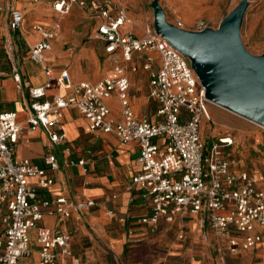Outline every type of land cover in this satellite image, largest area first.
<instances>
[{"label":"built area","instance_id":"built-area-1","mask_svg":"<svg viewBox=\"0 0 264 264\" xmlns=\"http://www.w3.org/2000/svg\"><path fill=\"white\" fill-rule=\"evenodd\" d=\"M72 4L84 7L83 1L59 0L52 9L66 15ZM90 8L101 17L96 33L106 54L119 50L123 61L129 62L134 53H157L159 69L151 73L149 80V96L157 103V120L133 113L127 96L129 81L124 76L104 78L95 84H74L66 70L54 77L46 65V52L56 36V24L50 30L34 27L41 40L31 47L28 58L40 68L45 82L36 87L26 85L28 127L42 128L51 145H63V111L74 108L86 118L90 134H111L121 145L136 142L139 171L131 187L149 204V215L139 222L149 225L150 231H155L160 219L172 222L190 214L198 218L201 228L207 226L216 237L227 240L230 254L264 244V192L256 176L233 170L236 161L226 154L233 145L231 137H218L209 144L201 140L200 126L203 120H209L210 102L184 55L149 26L141 38L121 33L127 19L121 0H93ZM21 25V12L10 9L9 30L16 32ZM205 28V23L197 27L199 31ZM11 43L5 47L8 56L9 50L13 52L7 49ZM12 73L20 87L17 66L12 67ZM52 83L67 94L46 99ZM113 94L121 109L117 121L109 118L104 104ZM21 132L14 112L0 113V264H23L22 259L31 254V232H35L38 244L36 264H80L71 258L70 235L60 227L44 228L40 222L49 215L61 223L73 211L94 206V202H74L64 196L40 199L37 189H48L53 184L46 172L56 171L59 164L52 154L44 159L46 168L15 159ZM65 164L87 170L85 159Z\"/></svg>","mask_w":264,"mask_h":264},{"label":"crops","instance_id":"crops-1","mask_svg":"<svg viewBox=\"0 0 264 264\" xmlns=\"http://www.w3.org/2000/svg\"><path fill=\"white\" fill-rule=\"evenodd\" d=\"M56 1L59 0H38L35 3L32 0H0V113L14 112L17 122L22 126L14 158L26 159L46 168L45 157L49 154L56 157L58 169L46 172L53 184L48 189H37L40 199L64 196L74 202H94V206L73 211L61 223L56 216L45 215L40 226L47 229L60 227L69 234L71 258L78 259L80 264H264L263 243L247 251L230 254L227 240L216 237L207 226L201 228L194 215L178 217L172 222L160 219L155 231H150L149 225L141 224L139 220L149 215V204L142 199L139 191L131 187V180L139 171L136 142L121 145L111 134H90L86 118L74 108L63 111L60 124L66 136L63 145H51L42 128L28 127L26 107L29 101L26 85L40 86L45 82V77L40 68L29 58H25L23 53L26 51L25 55L29 54L31 47L41 40L34 27L50 30L56 24L59 26L56 36L46 52V65L50 67L54 77L66 70L74 84H95L104 78L124 76L129 81L127 96L133 113L137 117H147L150 121L157 120V103L149 96L150 75L160 65L157 53H134L129 62L123 61L119 50L106 54L104 43L97 38L96 29L101 23V17L90 8L93 0H79L84 2V7L72 4L66 15H60L52 9V4ZM176 1L183 4L192 2ZM215 3L216 6L209 11L208 18L212 21L219 10L218 0ZM10 9L19 10L22 14V25L16 32H11L8 28ZM87 12L94 19L96 42L79 49L66 47L70 42L78 43L74 30ZM193 13V9L186 6L185 12L181 14L186 25L194 22L196 16ZM126 17L121 33H130L136 38L143 37L145 27L149 26L147 19L141 15L128 17L127 12ZM54 40L56 41L53 43ZM9 42L13 43L12 56H8L5 50ZM102 55L105 60L100 64L98 58ZM151 55H154L153 60ZM13 66L18 67L20 87L12 78ZM133 69L135 70L132 71ZM137 73L139 77L135 78ZM66 94V91L52 83L46 99ZM112 98L119 103L117 96L113 94L104 104L109 110V118L117 121L108 104ZM208 114L209 120L201 122V140L204 143L209 140L211 143L218 137H230L219 133L233 127V113L210 103ZM206 126L209 128L207 134L204 130ZM233 145L226 150V154L236 161L233 170L256 176L258 187L264 192V173L247 171L232 154ZM79 159L87 161L86 172L65 164ZM178 235L182 238L178 239ZM30 251V256L22 259L23 264L37 262L38 244L35 232L30 233Z\"/></svg>","mask_w":264,"mask_h":264},{"label":"rangeland","instance_id":"rangeland-1","mask_svg":"<svg viewBox=\"0 0 264 264\" xmlns=\"http://www.w3.org/2000/svg\"><path fill=\"white\" fill-rule=\"evenodd\" d=\"M38 0H32L35 3ZM159 7L163 13L164 23L167 26H174L185 31L197 32L198 25L205 23L207 28L216 30L232 14L242 9L240 26L238 32V43L240 48L252 60L263 62L264 68V0H218V12L214 15L215 19H209V11L216 6L215 0H192L191 3L183 4L176 0H122V6L125 7L127 16H142L148 21L149 27L153 30L154 20L157 17V11L153 5ZM186 6L194 11L196 18L190 25H186L181 19V14L185 12ZM87 12L83 15L84 19L75 28L77 44L68 43L66 47H83L94 39V19ZM201 14V15H200ZM200 15V16H199ZM62 31V30H61ZM57 40V39H56ZM54 40L53 43L56 41ZM94 46L95 45H90ZM13 49V43L7 47ZM12 56V51L8 52ZM23 56L28 58V54ZM154 55H151L152 60ZM150 57V58H151ZM187 63L189 59L184 55ZM105 56L98 58L100 64H103ZM86 63H83L85 65ZM191 67V66H190ZM139 73L135 74V78ZM112 116L118 120L120 118V105L116 99H110L108 102ZM233 127L224 130L219 135L230 136L233 140L234 151L232 154L238 158L243 167L250 172L264 173V124L253 123L243 117L233 114ZM208 126L204 128L205 134L208 133ZM209 140L205 144H209ZM264 185V181L262 182ZM32 239V238H31Z\"/></svg>","mask_w":264,"mask_h":264},{"label":"water","instance_id":"water-1","mask_svg":"<svg viewBox=\"0 0 264 264\" xmlns=\"http://www.w3.org/2000/svg\"><path fill=\"white\" fill-rule=\"evenodd\" d=\"M157 17L155 34L167 39L185 55L205 97L211 103L256 124H264V68L240 48L238 32L242 9L218 29L197 32L167 26L161 9L153 3Z\"/></svg>","mask_w":264,"mask_h":264}]
</instances>
